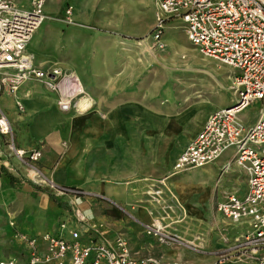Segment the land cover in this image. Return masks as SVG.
<instances>
[{"label": "crops", "instance_id": "0c3cea01", "mask_svg": "<svg viewBox=\"0 0 264 264\" xmlns=\"http://www.w3.org/2000/svg\"><path fill=\"white\" fill-rule=\"evenodd\" d=\"M13 1L23 8L30 2ZM60 1L47 0L45 14L48 18L55 19L62 14ZM105 1L108 0H70L78 25L71 27L48 19L50 25L41 26L27 50L38 69L48 72L61 69L76 78L77 83L70 80L64 87L81 89L79 111H61L56 102L57 93L38 81H29L18 91L23 111L18 110L16 98L7 94L0 97V105L12 124L16 147L41 151L40 160L31 165L55 187L81 189L110 199L112 204L101 202L94 211L96 222H101L97 227L103 226L101 234L105 238L113 240L125 235L135 259L154 258L163 263L185 264L184 254L179 253L172 259L170 247L159 245L145 235L142 225L151 223L153 218L148 210L157 206L149 200L147 192L153 182L164 179L177 191H182L184 184L198 191L193 180L173 176V167L208 117L225 107L205 113V106L210 104L208 97L214 92L210 90L206 98L197 102L201 106L198 110L188 108L190 98L187 97L188 105L177 106L172 87L163 94L161 85L157 84L161 76L154 75L151 79L146 71L159 61L164 51L153 49V43L142 33L129 36L110 27L113 21L119 23V18L117 13L107 9ZM172 19L178 18L168 19L163 42L166 46L178 45L182 51L187 47L178 44L169 33L177 28L169 24ZM179 21L180 34L189 42ZM121 36L126 37V41H121ZM134 37L140 40H128ZM229 69L228 91L234 74ZM155 123L158 125H153ZM194 126H197L196 131L186 139L187 131ZM153 129H164L168 134L174 131L171 137L181 138L174 159L156 157L161 140L153 138ZM5 142L6 138L0 135V262L28 261V248L22 240L25 236L37 238L41 264H55L45 261L47 245L40 237L51 233L69 238L68 232L59 230L61 223L66 222L83 234L84 243H89L96 235L86 233L96 226L90 219L93 211L86 202L81 207L83 213L79 209L75 212L71 196H60L55 189L33 183L30 167L11 155ZM168 170H171L170 175ZM245 184V190L226 193L216 204L207 205L206 215L209 217L212 213L220 225L218 234L222 235L223 251L241 229L223 218L217 212V205L229 194L243 195L247 190V177ZM117 206L125 209L126 214ZM199 213L204 217V212Z\"/></svg>", "mask_w": 264, "mask_h": 264}, {"label": "built area", "instance_id": "2783aa9c", "mask_svg": "<svg viewBox=\"0 0 264 264\" xmlns=\"http://www.w3.org/2000/svg\"><path fill=\"white\" fill-rule=\"evenodd\" d=\"M154 2L155 26L148 36L153 49L163 50L167 21L178 18L189 42L201 56L234 71L230 84L232 104L208 117L200 133L177 158L172 175L204 168L233 151L231 163L246 174L247 190L243 195H227L217 205V212L241 232L212 264H264V0ZM46 4L47 0H32L28 8H23L12 0H0V97L4 94L15 97L18 110L23 111L24 105L17 93L25 83L38 81L57 93L56 102L61 111H79L81 89L79 86L64 87L70 80L77 83L76 78L61 69L51 72L38 69L27 53L34 35L49 19L45 14ZM62 23L75 25L73 6L65 9ZM255 102H261L258 116L254 123H245L241 115ZM0 135L6 138L10 154L30 167L33 183L55 189L60 196H71L73 206L82 203L80 189L55 187L31 165L40 160V150L16 147L12 124L1 105ZM148 194L161 203L162 190L152 186ZM102 228L100 225L88 229L87 234L96 235L89 243H84L79 230L66 222L61 223L60 232H68L69 238L51 233L40 237L47 245L45 261L55 264H183L163 263L152 258L135 259L126 237L118 235L113 240L107 239L101 234ZM161 228L150 226L146 232L159 243H179L177 235ZM22 240L28 248V261L8 260L0 264H41L37 238L23 236Z\"/></svg>", "mask_w": 264, "mask_h": 264}, {"label": "rangeland", "instance_id": "374dc122", "mask_svg": "<svg viewBox=\"0 0 264 264\" xmlns=\"http://www.w3.org/2000/svg\"><path fill=\"white\" fill-rule=\"evenodd\" d=\"M31 1L32 0L29 2V6ZM69 1L70 0H61L60 4L58 3L59 7L61 6L63 15H59L55 19L53 17L49 19L58 21L61 25H65L62 24V20L64 18L65 8L70 5ZM103 4H105L110 12L117 13L116 17L119 18V23L113 21V25L110 27L113 26L116 31L122 34L130 36L142 33L148 37L155 26L156 4L154 0H108ZM29 6H27V8ZM74 12L76 13L75 8ZM50 23V21H46L43 27L46 28ZM169 24L171 26H177L178 28L171 29L169 33L172 34L170 35H174L177 43L187 48H184L182 52L179 50L178 45L166 46L167 43L163 42V50H158L164 51L160 54L161 58L159 61L153 63V66L146 71L152 76L151 79L154 78V75L161 76V81L157 84L161 85L162 93L165 94V92L168 91V87H172V92L175 94V102H177L176 105L179 107H182L183 104L184 106L190 104V106H188L190 110L196 108L198 110V107L201 108V106H198V103L200 100L207 97L208 90L214 92L208 97L210 104L205 106V113L209 114L217 107L226 108L230 106L233 95L228 91L227 85L231 70L227 66L220 65L217 62L201 56L196 49L187 42L185 36L180 34L182 29L179 19H172ZM76 25L78 24L75 22V25L71 27H75ZM167 27L168 25L166 24V28ZM165 31L168 32L166 29ZM167 36L166 33L165 39ZM120 40L126 41V37L121 36ZM128 40L139 41L140 39L134 37ZM164 79H166V82H164ZM186 97L190 98L188 104L185 101ZM161 109L163 108L161 107ZM260 109L261 102H255L241 115L242 120L245 123H254ZM153 125H158V123ZM196 129L197 126L190 128L185 136L186 139L191 136ZM167 132L168 131L164 129H153L152 136L153 138L157 137L156 140H161V144L157 147L156 157L164 156L170 160L174 159L175 151H179L178 144H180L181 138L178 140L176 137H171L174 131L172 133L170 131L169 134ZM232 154L233 151H229L214 164L178 174L179 178L193 180L194 184L197 185L198 191L188 187L190 184L187 186L184 184L182 191L180 189L177 191L175 188H171L167 185V179L159 183L153 182V186L156 187V189L158 188L163 191V199L159 204L153 199V196L148 194L150 189L148 190V198L157 205L155 207L157 212L155 209L148 210L153 218L151 223L142 225L144 233L148 238L156 240V238L147 234L146 228L156 226V221H160L161 226L166 228L165 230L171 234L177 235L180 239L179 243L163 244L156 240L159 245L170 247L169 253L173 256L172 259H176L177 255L181 253L185 255V264H212L223 252V243L220 240L222 235H220V233L218 234L220 225H218L216 219L213 218L212 213L209 217L206 214H208V204H216L226 193L233 192L234 190H239L238 192L245 190L246 174L236 164L229 162L232 158ZM227 166L228 168L223 173V169ZM167 174L170 175L171 170H168ZM81 191L83 192L81 198L82 203L80 205H74V210L77 212L79 209L83 213L84 211L81 210V207L87 202L90 209L93 211V215L90 219L94 221L97 226V224L99 225L101 222H96L94 211L97 207H100L99 204L101 202L111 203V201L105 196L85 190ZM117 207L121 208L122 213L126 214L125 209L122 210V207ZM199 212H204V217L200 215L202 213ZM221 231L223 230L221 229ZM192 243L196 246L192 245Z\"/></svg>", "mask_w": 264, "mask_h": 264}, {"label": "bare ground", "instance_id": "6f19581e", "mask_svg": "<svg viewBox=\"0 0 264 264\" xmlns=\"http://www.w3.org/2000/svg\"><path fill=\"white\" fill-rule=\"evenodd\" d=\"M32 176H34L33 174H31ZM35 180H37L36 178H34ZM156 226L158 227V228H160V229H162L161 228V223H160V221H156ZM192 245H194L193 243H192ZM194 246H196V245H194Z\"/></svg>", "mask_w": 264, "mask_h": 264}]
</instances>
